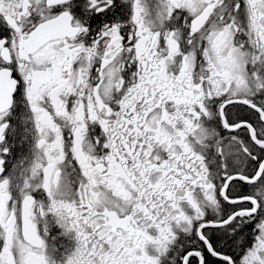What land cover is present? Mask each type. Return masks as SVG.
Listing matches in <instances>:
<instances>
[{
	"label": "snow or ice",
	"instance_id": "6c2138e0",
	"mask_svg": "<svg viewBox=\"0 0 264 264\" xmlns=\"http://www.w3.org/2000/svg\"><path fill=\"white\" fill-rule=\"evenodd\" d=\"M0 264H264V0H0Z\"/></svg>",
	"mask_w": 264,
	"mask_h": 264
}]
</instances>
